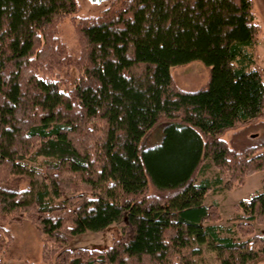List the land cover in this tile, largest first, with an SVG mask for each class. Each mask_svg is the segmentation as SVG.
<instances>
[{"label": "trees", "instance_id": "obj_1", "mask_svg": "<svg viewBox=\"0 0 264 264\" xmlns=\"http://www.w3.org/2000/svg\"><path fill=\"white\" fill-rule=\"evenodd\" d=\"M79 8L0 0V253L13 241L4 223L29 220L44 264H196L203 244L219 264L263 262L264 179L234 205L238 239L223 234L219 203L204 202L213 182L199 181L208 161L228 190L264 170L254 0ZM69 16L74 52L58 34ZM195 60L210 77L188 90L171 69ZM70 66L74 87L57 79ZM112 223L122 235L107 249L68 247Z\"/></svg>", "mask_w": 264, "mask_h": 264}, {"label": "rangeland", "instance_id": "obj_2", "mask_svg": "<svg viewBox=\"0 0 264 264\" xmlns=\"http://www.w3.org/2000/svg\"><path fill=\"white\" fill-rule=\"evenodd\" d=\"M78 16L99 14L106 9L114 0L104 2H93L92 0H78ZM256 22L261 27L258 65L264 72V0H254ZM58 34L65 40L72 52L77 49V41L74 23L69 16L65 18L58 27ZM172 74L180 81L185 89H196L208 82L210 77V67L201 60H195L187 64L176 65L171 69ZM79 69L75 66L64 67L58 72L57 79L66 81L69 87H74L75 81L79 78ZM260 131V130H259ZM258 131V132H259ZM231 132L225 136L229 138ZM34 165L39 162L33 163ZM219 173L211 161L199 177V181L211 180L213 186L211 191L204 199L205 204L209 205L214 202L219 203L222 220L219 222L223 234L233 235L235 239L239 238L236 231V222L234 217L236 211L234 205L242 199H249L262 191V180L264 179V170H259L251 174L246 182L242 185L228 190L224 188L223 183L217 184L214 181L218 178ZM17 185L25 187V179H19ZM4 225L13 234V241L6 245L0 253V258L4 264H44L42 260L43 238L38 228L29 220L21 222L9 221ZM257 233L264 235V225H257ZM122 230L119 225L112 223L105 232L87 231L74 238L69 244L70 249L89 248V249H107L115 239L120 238ZM203 255L196 259V264H219L218 255L212 251L207 244L202 245ZM259 264H264L260 262Z\"/></svg>", "mask_w": 264, "mask_h": 264}, {"label": "water", "instance_id": "obj_3", "mask_svg": "<svg viewBox=\"0 0 264 264\" xmlns=\"http://www.w3.org/2000/svg\"><path fill=\"white\" fill-rule=\"evenodd\" d=\"M92 1L101 3V2H104V1H108V0H92Z\"/></svg>", "mask_w": 264, "mask_h": 264}]
</instances>
